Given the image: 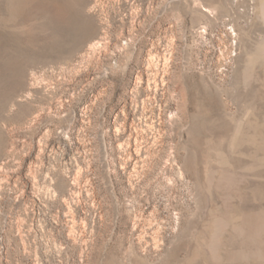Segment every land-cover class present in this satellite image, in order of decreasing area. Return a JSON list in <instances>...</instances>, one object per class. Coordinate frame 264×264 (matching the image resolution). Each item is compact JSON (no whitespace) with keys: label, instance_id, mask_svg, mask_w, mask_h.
I'll list each match as a JSON object with an SVG mask.
<instances>
[{"label":"rangeland","instance_id":"rangeland-1","mask_svg":"<svg viewBox=\"0 0 264 264\" xmlns=\"http://www.w3.org/2000/svg\"><path fill=\"white\" fill-rule=\"evenodd\" d=\"M0 264H264V0H0Z\"/></svg>","mask_w":264,"mask_h":264}]
</instances>
